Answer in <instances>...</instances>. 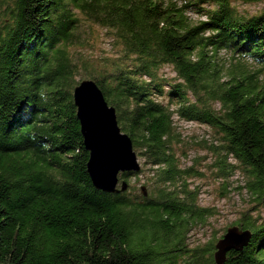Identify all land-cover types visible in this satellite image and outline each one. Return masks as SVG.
Returning a JSON list of instances; mask_svg holds the SVG:
<instances>
[{"label": "trees", "instance_id": "16d2710c", "mask_svg": "<svg viewBox=\"0 0 264 264\" xmlns=\"http://www.w3.org/2000/svg\"><path fill=\"white\" fill-rule=\"evenodd\" d=\"M231 1L0 0V264H215V239L187 245L214 211L187 184L199 172L178 163L173 118L211 127L216 177L239 169L264 201V10L244 18ZM192 9L206 19L191 21ZM83 21L120 46L102 67L70 51L84 43ZM220 50L238 63L219 64ZM83 79L149 166L146 196L91 183L73 102ZM231 225L251 238L223 264H264V221L243 213Z\"/></svg>", "mask_w": 264, "mask_h": 264}, {"label": "rangeland", "instance_id": "374dc122", "mask_svg": "<svg viewBox=\"0 0 264 264\" xmlns=\"http://www.w3.org/2000/svg\"><path fill=\"white\" fill-rule=\"evenodd\" d=\"M173 2L177 6L185 0H165ZM232 5L237 13L244 17L256 15L264 10V0H232ZM212 5L203 4L200 8L209 10ZM195 12L193 9L186 12L191 21L205 20L204 13ZM79 31L84 37V43L74 45L70 48L72 54L77 58L86 59L89 65L102 67L110 62L120 53V46L113 39L111 33L106 28L87 21L82 22ZM217 61L225 68L238 63L232 54L221 50L217 53ZM250 70L261 69L260 65L252 63L248 59L240 60ZM160 74L169 79L175 77L170 66H164ZM264 76V70L261 71ZM167 104V99H161ZM174 108V107H173ZM176 139L172 144L175 156L180 167L193 166L198 175L187 179L190 189L196 188L198 191V204L201 207L211 208L214 215L207 218L205 223L193 225L188 233L187 245L189 247L203 245L211 239L214 243L225 232L232 223L237 222L243 213L249 214L253 219L264 221V201L257 203L254 198L246 192L244 186L245 178L241 171L236 170L231 177L226 180L216 177V169L213 165L216 156L212 154L209 144L217 136L211 127L191 121L173 118ZM215 144L218 141H214ZM137 153V152H136ZM141 170L139 173L122 178L128 183V191L138 193L141 185H145L149 176V166L144 164V159L138 156ZM234 162V159H230ZM226 186V188H225Z\"/></svg>", "mask_w": 264, "mask_h": 264}, {"label": "water", "instance_id": "95a60500", "mask_svg": "<svg viewBox=\"0 0 264 264\" xmlns=\"http://www.w3.org/2000/svg\"><path fill=\"white\" fill-rule=\"evenodd\" d=\"M73 102L83 145L88 152L86 172L93 186L107 193L126 191L122 174L138 173L141 165L132 141L117 122L114 107L105 100L97 84L83 79L73 88ZM143 196L146 186H140ZM251 238V231L230 225L214 244L213 260L223 264L231 250H241Z\"/></svg>", "mask_w": 264, "mask_h": 264}, {"label": "clouds", "instance_id": "9594fccd", "mask_svg": "<svg viewBox=\"0 0 264 264\" xmlns=\"http://www.w3.org/2000/svg\"><path fill=\"white\" fill-rule=\"evenodd\" d=\"M220 51H221V50H220ZM135 152H136V151H135ZM137 155H138V154H137ZM138 156H139V155H138ZM140 170H141V169H140ZM139 172H140V171H139ZM139 172H138V173H139ZM132 174H136V173H132ZM132 174H130V175H132ZM121 177H122V175L120 176V179H122ZM125 181H126V180H125ZM126 182H127V181H126ZM127 184H128V183H127ZM127 189H128V188H127ZM139 190H140V188H139ZM140 193H141V192H140Z\"/></svg>", "mask_w": 264, "mask_h": 264}]
</instances>
